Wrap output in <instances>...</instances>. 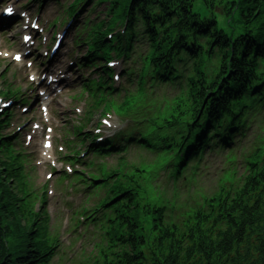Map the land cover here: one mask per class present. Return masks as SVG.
Listing matches in <instances>:
<instances>
[{
	"label": "trees",
	"instance_id": "obj_1",
	"mask_svg": "<svg viewBox=\"0 0 264 264\" xmlns=\"http://www.w3.org/2000/svg\"><path fill=\"white\" fill-rule=\"evenodd\" d=\"M156 1L113 0L107 14L111 19L128 18L131 24L141 13L147 26L151 18L166 24L158 40L151 36L152 51L155 52L151 56V64L155 65L157 72L158 63L165 60L171 49L184 47V40L180 38L189 32L206 38L205 49L210 55L217 49L219 54L215 56L221 60L220 75L211 86L206 84L196 65V76L190 80L188 98L177 103L170 118L176 119L187 109L196 115L209 100L215 109L231 107L233 93H243L258 78L257 59L261 57L260 51L264 50V0H236L230 4L228 0H201L208 10L222 1L226 13L230 10L231 15L237 14L246 38L236 42L222 37L215 25L201 31L203 23H199L190 12L194 0ZM150 5H155L161 12V19L154 13L150 17L146 14ZM100 40L101 37L94 36L92 42L99 45ZM254 171L245 179L238 193L233 198L217 202L218 209L213 207L203 221L200 220L201 224L197 221L190 231L188 226L179 237L171 236L166 228L160 231L155 249L144 241L138 219L140 206L136 197L127 192L122 201L128 205L120 217V223L127 230L121 239L123 249L113 262L107 261L106 264H264V164ZM15 176L9 164L0 158V264H45L48 256L44 237L36 227L40 215L31 217L29 214L24 205V195L17 192ZM154 214L160 216L158 212L154 211ZM145 246L148 255L141 251Z\"/></svg>",
	"mask_w": 264,
	"mask_h": 264
},
{
	"label": "rangeland",
	"instance_id": "obj_2",
	"mask_svg": "<svg viewBox=\"0 0 264 264\" xmlns=\"http://www.w3.org/2000/svg\"><path fill=\"white\" fill-rule=\"evenodd\" d=\"M103 8H104V5H99L98 12H97L96 14H93V15L91 16V19L96 18V20H100V15H99V14H100V12H102ZM224 25H225V24L222 23V26H224ZM159 94H160V95H163V92H159ZM160 98H161V97H158V98H157V103H158V104L160 103ZM64 111H66V114H67L68 116H70V115L72 114V111H70V110H68V109H64L63 107H60V108H59V113H63ZM75 122H76V121H75ZM76 124H77V123H75V124H73V125H76ZM70 128H71V127H70ZM135 152H136V150H132V151L129 153V155H128V158H129V160H130L131 162H138V161H141V160L145 159L146 157H148L147 154H146L145 152H143V155L140 154V153H137V154L132 155V153H135ZM139 158H142V159L138 160ZM60 182H61V184H63V183L65 182V179H64V178H60ZM211 184H212V181H211ZM203 186H206V185L204 184ZM49 230H50V232L52 231L51 228H50ZM57 260H58V259L53 260V262H52L51 264H62V262H58V263H57ZM90 264H93V263H90Z\"/></svg>",
	"mask_w": 264,
	"mask_h": 264
},
{
	"label": "snow or ice",
	"instance_id": "obj_3",
	"mask_svg": "<svg viewBox=\"0 0 264 264\" xmlns=\"http://www.w3.org/2000/svg\"><path fill=\"white\" fill-rule=\"evenodd\" d=\"M6 11H7L8 13H11L12 9L9 8V9H7Z\"/></svg>",
	"mask_w": 264,
	"mask_h": 264
}]
</instances>
